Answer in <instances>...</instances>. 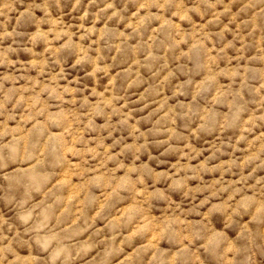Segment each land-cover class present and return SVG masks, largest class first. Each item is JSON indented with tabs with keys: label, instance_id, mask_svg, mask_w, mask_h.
Returning a JSON list of instances; mask_svg holds the SVG:
<instances>
[{
	"label": "rangeland",
	"instance_id": "1",
	"mask_svg": "<svg viewBox=\"0 0 264 264\" xmlns=\"http://www.w3.org/2000/svg\"><path fill=\"white\" fill-rule=\"evenodd\" d=\"M0 264H264V0H0Z\"/></svg>",
	"mask_w": 264,
	"mask_h": 264
}]
</instances>
